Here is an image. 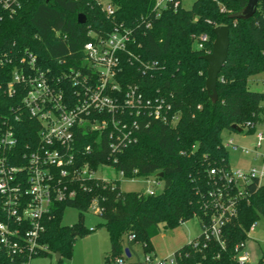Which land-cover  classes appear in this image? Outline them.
<instances>
[{"label": "trees", "instance_id": "1", "mask_svg": "<svg viewBox=\"0 0 264 264\" xmlns=\"http://www.w3.org/2000/svg\"><path fill=\"white\" fill-rule=\"evenodd\" d=\"M247 3L248 0H195L186 9L181 0H165L162 7H157L158 0H22L17 12H3L0 53L16 52L18 61L21 53L30 49L54 72L82 62L81 49L90 39V31L106 36L116 27L129 30L133 38L129 51L140 60L156 61L158 66L144 74L140 62L124 55L118 76L122 90L137 85L145 97H160L171 105V110L166 111L167 122L145 117L135 131V142L115 154L106 133L98 135V143L94 141L97 133H79L81 150L93 144V150L83 152L81 159L95 169L109 164L126 178L162 172L158 178L164 186L160 192H125L120 180L105 181L101 177L73 185L76 196L55 204L45 217L40 243L46 249L40 256L56 257L59 253L56 264H66L77 238L94 230L83 224V213L91 208L94 199L104 219L99 226L106 227L110 236L107 264L118 258L127 263L125 248L129 247L130 252L132 248L125 245V237L140 242L145 255L156 256L153 238L162 230L175 229L195 216L201 226L209 223L210 192L221 185L219 176L210 175L209 170L227 169L230 165L223 132H239L234 124L241 128L264 120V90L249 86L250 77L264 72V1L251 18L237 17ZM106 5L112 6V15ZM79 14L86 16L85 23L79 22ZM220 25L229 27L230 46L217 83L218 99L213 102L206 89L209 64L203 56L212 50L213 30ZM201 35H206L207 40L199 48L196 42ZM16 65L15 60L0 64V84L9 81ZM21 100V94L9 96L0 91V113H8ZM174 114L178 116L175 123L170 121ZM22 121L23 144L33 141L36 133L29 130L34 119ZM247 190L238 197V215L224 228V247L216 240L206 241L203 247L200 234L194 239L200 241V247L186 243L174 252L177 264H239L235 248L245 243L251 226L264 218V185L253 183ZM66 207L81 211L73 227L62 224ZM263 262L259 259L257 264ZM0 264L22 262L8 256L0 244Z\"/></svg>", "mask_w": 264, "mask_h": 264}, {"label": "built area", "instance_id": "2", "mask_svg": "<svg viewBox=\"0 0 264 264\" xmlns=\"http://www.w3.org/2000/svg\"><path fill=\"white\" fill-rule=\"evenodd\" d=\"M21 4L22 0H0V21L3 12L15 13ZM163 5L158 2L157 7ZM106 9L113 14L111 5H106ZM89 35L90 39L81 49L82 62L59 72L43 65L30 49L24 50L18 61L16 52L0 53L1 65L14 60L17 63L9 81L0 84V91L9 96L22 95L20 104L12 105L8 113H0V244L8 256L22 264H30L46 249L40 239L45 230V217L54 205L74 198L73 185L97 177L91 171L101 169L99 166L94 170L89 162L81 159L83 152L93 150V144L81 150L79 133L89 136L97 133L96 143L100 140L98 135L106 133L115 154L135 142V131L145 117L169 120L166 111L171 110V105L163 98H147L137 85L122 90L118 76L124 55L140 62L144 74L158 66L156 61L140 60L129 51L128 45L133 41L130 31L116 27L106 36L94 31ZM206 40L207 36L201 35L198 47L202 48ZM27 117L34 119L29 130L36 137L22 144L20 126ZM177 120V114L172 115L170 121ZM241 128L239 133L245 130L255 133L253 147L240 146L233 139L223 144L228 150L249 156L251 163L239 168L230 164L227 169L209 170L210 175L219 176L221 185L210 192L212 214L209 223L201 226L203 247L209 240H216L224 247V228L238 215V197L246 194L253 183L264 185V120ZM94 207L100 211L97 205ZM188 244L200 247V241L192 240ZM235 251L239 264H250L245 243ZM115 262L127 264L123 258ZM142 263L177 264V261L174 254L161 259L146 255Z\"/></svg>", "mask_w": 264, "mask_h": 264}, {"label": "rangeland", "instance_id": "3", "mask_svg": "<svg viewBox=\"0 0 264 264\" xmlns=\"http://www.w3.org/2000/svg\"><path fill=\"white\" fill-rule=\"evenodd\" d=\"M162 1L164 0H158V2ZM194 1L181 0L182 6L186 9L191 8ZM196 45H198V42H196ZM263 79L264 72L250 77V88L258 91L264 90ZM240 131H242V128ZM239 132L225 130L222 135L223 141L233 139L240 146L253 147L256 142L255 133H248L246 130L243 133ZM229 161L234 168L243 167L251 163L249 156L241 152H235L232 149L229 150ZM104 165H100L101 169L99 171H91L96 172L97 177L95 178L101 177L105 181L120 180L122 191L148 192V190H153L160 192L163 189L164 182L159 180L157 173L148 177L126 178L115 167H105ZM91 168L96 170L93 165H91ZM94 205H97L96 199L93 200L91 208L83 213L84 226L89 229L94 228V230L86 236L77 238L71 258L65 259L66 264H107L106 258L110 256L111 252L110 236L106 227L99 226L100 223L104 222V219ZM80 213L81 211L75 207H66L62 217V224L70 227L75 226L80 220ZM201 232L200 220L196 216L175 229L162 230L160 234L153 238L156 258L171 257L176 250L197 238ZM124 243L132 248V256L127 258V263L136 264L145 260L146 255L140 242H131L128 237H125ZM245 251L250 255V264H256L259 259H264V218L254 223L248 231ZM56 263V257L37 256L30 261V264ZM108 264H116V262L110 261Z\"/></svg>", "mask_w": 264, "mask_h": 264}, {"label": "water", "instance_id": "4", "mask_svg": "<svg viewBox=\"0 0 264 264\" xmlns=\"http://www.w3.org/2000/svg\"><path fill=\"white\" fill-rule=\"evenodd\" d=\"M261 1L264 0H248L247 5L244 9L237 15L241 19L251 18L257 11V8ZM78 20L80 23H85L86 16L84 14H79ZM215 40L213 42L212 50L203 56V58L208 62L209 67L207 70V79H206V89L210 98L213 102H216L218 99L217 93V83L219 79L220 72L222 71L229 52L230 46V31L229 27L226 25H220L214 28ZM234 129L238 131L241 130L236 124L233 125ZM158 176L162 177L163 173H158ZM125 252L127 257H131L130 248L126 247ZM60 254L56 255V261H59Z\"/></svg>", "mask_w": 264, "mask_h": 264}, {"label": "crops", "instance_id": "5", "mask_svg": "<svg viewBox=\"0 0 264 264\" xmlns=\"http://www.w3.org/2000/svg\"><path fill=\"white\" fill-rule=\"evenodd\" d=\"M165 1V0H164ZM164 1L160 2V3H164ZM131 256H132V252H131Z\"/></svg>", "mask_w": 264, "mask_h": 264}]
</instances>
